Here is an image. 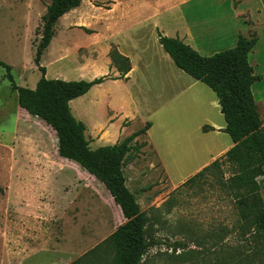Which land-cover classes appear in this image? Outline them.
<instances>
[{
    "label": "rangeland",
    "instance_id": "obj_1",
    "mask_svg": "<svg viewBox=\"0 0 264 264\" xmlns=\"http://www.w3.org/2000/svg\"><path fill=\"white\" fill-rule=\"evenodd\" d=\"M113 2L85 0L59 21L41 62L48 80L91 82L111 73L107 50L113 42ZM50 4L51 0H0V61L13 68L19 87L35 89L42 79L34 58ZM192 7L188 11L191 20ZM212 9L206 4L207 17L213 14ZM83 28L100 34L90 35ZM91 65L96 70L89 69ZM173 67L187 82L181 80L178 91L182 92L195 80ZM255 70L263 77L264 50ZM172 75L165 65L164 75L147 77L152 99L163 106L161 118L185 127L193 115L189 114L193 107L187 109V94L198 92L207 102L217 97L199 82L174 101L162 99L163 83ZM137 79L138 89L148 86L142 82L146 77ZM170 91L167 89L166 95ZM253 91L264 108V79ZM109 92L111 101L105 105L91 102L98 91L71 105L75 118L87 127L93 150L119 144L143 129L135 108L121 107L130 90L120 84ZM112 112L117 115L114 122L109 120ZM220 113L211 110L215 118ZM261 116L264 119V112ZM126 119L134 121L130 128L127 123L122 126ZM221 119L226 123L224 117ZM106 127L108 133L101 135L99 130ZM220 139L222 146L229 144L228 134ZM151 141L154 136L139 137L132 145ZM57 146L56 132L20 108L18 95L0 68V264L112 263L114 251L104 242L126 219L105 186L79 165L61 158ZM182 159L185 164L177 165L164 152L158 157L148 145L134 151L123 167L128 188L150 218L147 237L155 246L144 257V264H250L246 240L253 226L240 220L235 197L225 186L237 170L222 157L221 169L188 183L197 173L188 166L186 157ZM258 181L264 200V176Z\"/></svg>",
    "mask_w": 264,
    "mask_h": 264
},
{
    "label": "trees",
    "instance_id": "obj_2",
    "mask_svg": "<svg viewBox=\"0 0 264 264\" xmlns=\"http://www.w3.org/2000/svg\"><path fill=\"white\" fill-rule=\"evenodd\" d=\"M84 1L51 0L43 17L41 38L36 46L34 62L42 73V79L35 89L19 87L12 73L13 68L3 61H0V68L6 71L12 91L18 95L20 108L33 118L42 120L56 132L59 156L79 165L102 183L121 209L126 219L125 224L104 242L114 251L111 264H144V257L155 246L154 241L147 237L150 218L141 211L135 195L128 188L123 167L134 151L140 152L148 146L147 143L132 144L137 138L145 136L152 124L148 123L145 128L119 144L93 150L86 136V125L75 118L71 109L72 101L85 96L95 86L109 80L125 79L131 71L130 60L113 48L109 56L120 77L116 79L107 75L91 82L48 80L47 69L41 67L43 56L55 38L59 21L80 8ZM83 29L88 34H93L90 30ZM258 41L256 35H240L234 49L207 58L179 38L159 35L161 46L175 65L196 81L208 86L219 100L221 113L227 124L224 132L235 144L223 159L237 170L226 181L225 186L235 197L240 220L251 224L254 230L246 240L250 264H264V200L258 181L264 176V127L252 91L253 85L264 78L256 76L249 63V54ZM203 130L215 131L209 126ZM216 169H221L219 160L192 177L188 183H194Z\"/></svg>",
    "mask_w": 264,
    "mask_h": 264
},
{
    "label": "crops",
    "instance_id": "obj_3",
    "mask_svg": "<svg viewBox=\"0 0 264 264\" xmlns=\"http://www.w3.org/2000/svg\"><path fill=\"white\" fill-rule=\"evenodd\" d=\"M206 4L213 7V14L209 17L206 16ZM112 5L115 19L112 32L113 42L107 50L108 65L111 71L109 75L116 79L120 77L118 70L112 66L109 56L113 48L130 60L131 71L125 79L109 80L102 85L95 86L81 98H89L93 91H98L100 94L92 97L91 102L94 103L97 100L96 102L102 106L111 101L109 89L123 84L130 90V95L128 100L124 99L121 107L130 110V107L133 106L136 112L135 117H138V120L142 122L141 127L145 128L148 123L152 124L147 134L142 136L147 139L154 136V142L147 143L149 147L160 158L164 152L177 165L185 164L182 157H186L188 166L194 167L195 173H200L224 157L235 144L231 138L226 147L219 142L220 137L226 134L224 131L227 124L221 119L224 117L221 115L222 113L219 118L211 115L212 109L221 112L218 98L207 102V98L204 95H199L198 92L187 94L196 86L195 84H199V81L195 79L194 83L182 92L178 91L182 85V75L173 69L175 63L161 46L159 35L179 38L201 56L207 58L234 49L240 35L246 37L256 35L259 41L249 54V63L254 69V74L258 76L255 69L259 67V60L264 50V0H114ZM191 5L193 6L192 20L188 15ZM92 32L91 35L99 36L100 34V32ZM97 40H100V37ZM165 65L173 75L164 81L165 89L160 96L162 99L174 101L176 97L179 98L180 95L187 94V109L192 106L193 109L190 113L193 115L190 116L185 127L172 125L169 118H161L160 112L163 110V106L155 104L152 99V88L147 77L164 75ZM89 69L96 70V67L91 65ZM138 76L146 77L142 82H147L148 89L146 87L138 89ZM183 81L187 83L186 80ZM167 89L171 90L169 95H166ZM253 95L261 115V112H264L263 103L256 99L254 91ZM150 96L152 97L150 98ZM74 101L71 102V105ZM112 113L113 116L109 118L110 122H114L113 119L117 116L114 112ZM262 121L264 127V119ZM133 122L126 119L122 126L125 128L124 123H127L126 127L130 128ZM206 126L214 128L215 131L204 132L203 129ZM99 133L107 134L108 128L100 129ZM161 164L166 170L167 167L163 162Z\"/></svg>",
    "mask_w": 264,
    "mask_h": 264
},
{
    "label": "bare ground",
    "instance_id": "obj_4",
    "mask_svg": "<svg viewBox=\"0 0 264 264\" xmlns=\"http://www.w3.org/2000/svg\"><path fill=\"white\" fill-rule=\"evenodd\" d=\"M182 108H183V107H182ZM182 111H183V110H182ZM187 111H188V110H187ZM176 112H177V111H176ZM188 112H189V111H188ZM177 113H178V112H177ZM180 113H181V112H180ZM180 113H179V114H180ZM189 114H190V112H189ZM179 116H180V115H179ZM184 117H185V116H183V118H184ZM174 118H175V117H174ZM177 119H180V118H177ZM177 121H178V120H177ZM179 122H180V121H179ZM183 123H185V121H183ZM175 124H176V123H175ZM175 124H174V125H175ZM190 124H191V123H190ZM172 125H173V124H172ZM178 125H179V124H178ZM175 126H176V125H175ZM176 128H177V127H176ZM180 129H181V128H180ZM180 129H179V130L177 129V130H178V131H181ZM182 129H183V128H182ZM184 131H185V130H184ZM184 131H183V133H184ZM180 133H181V132H180ZM184 134H185V133H184ZM182 135H183V134H182Z\"/></svg>",
    "mask_w": 264,
    "mask_h": 264
}]
</instances>
